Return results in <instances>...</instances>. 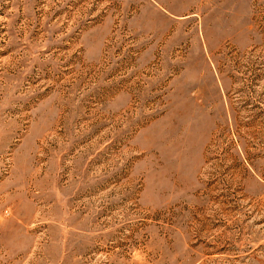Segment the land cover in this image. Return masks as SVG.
<instances>
[{"label": "rangeland", "instance_id": "obj_1", "mask_svg": "<svg viewBox=\"0 0 264 264\" xmlns=\"http://www.w3.org/2000/svg\"><path fill=\"white\" fill-rule=\"evenodd\" d=\"M0 264H264V0H0Z\"/></svg>", "mask_w": 264, "mask_h": 264}]
</instances>
